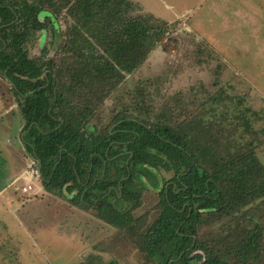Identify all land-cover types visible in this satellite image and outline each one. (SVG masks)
I'll return each mask as SVG.
<instances>
[{"label": "trees", "instance_id": "1", "mask_svg": "<svg viewBox=\"0 0 264 264\" xmlns=\"http://www.w3.org/2000/svg\"><path fill=\"white\" fill-rule=\"evenodd\" d=\"M132 2L0 0V78L16 96L26 153L38 162L49 192H68L73 204L98 209L115 226L133 219L124 204L136 208L146 189L160 190L161 213L143 239L151 262L252 264L260 250L258 224L244 229L237 243L211 241L201 232L264 196V166L254 152L237 146L227 158L202 156L193 138L198 120L173 127L124 117L100 132L91 125L92 106L73 104L52 59L29 54V46L50 28L58 32V12L66 9L79 28L66 42L75 67L79 64L69 92L74 97L78 87L90 95L87 101L91 96L102 101V94L146 62L167 33V22L154 20L153 14L132 17ZM241 115L242 126L250 128L251 117ZM159 172L174 176L166 181Z\"/></svg>", "mask_w": 264, "mask_h": 264}, {"label": "rangeland", "instance_id": "2", "mask_svg": "<svg viewBox=\"0 0 264 264\" xmlns=\"http://www.w3.org/2000/svg\"><path fill=\"white\" fill-rule=\"evenodd\" d=\"M132 1V17L153 14L154 20L167 22V33L146 62L107 96L102 94V101L92 96L87 101L90 95H82L78 87L74 97L69 92L79 64L75 67L66 42L79 28L66 9L58 12V32L50 28L40 33L29 46L30 56L52 59L73 104L92 106L91 125L100 132L112 130L124 117L173 127L198 120L193 138L202 156L227 158L238 146L254 152L264 166V0ZM0 95L14 101L11 85L2 78ZM245 113L251 117L250 128L242 126ZM11 119H0V169L7 177L29 161L19 121L14 118L6 132L1 130ZM159 175L166 181L174 176ZM10 192H15L19 206L14 217L4 212L0 220V264H156L142 247L147 229L162 210L160 190L146 189L136 208L124 204L122 209L130 208L133 219L123 226L108 223L98 209L73 204L66 191L51 197L45 192L31 197ZM257 224L262 230L260 250L251 263L264 264V196L248 202L234 217L205 226L201 234L211 241L229 238L237 243L244 229Z\"/></svg>", "mask_w": 264, "mask_h": 264}, {"label": "crops", "instance_id": "3", "mask_svg": "<svg viewBox=\"0 0 264 264\" xmlns=\"http://www.w3.org/2000/svg\"><path fill=\"white\" fill-rule=\"evenodd\" d=\"M13 95H14V101H10V102H8V100L5 99V95H0V119L10 117L13 120L14 118H16V120L19 121V125H20L19 135H20V140L22 142V131L25 122L23 119L20 118L21 112L19 109V105L14 93ZM18 117L20 120L23 121L22 124H20V120L17 119ZM12 119L8 123H6L7 125L5 126L6 128L3 129L1 128L3 132H6L9 129L8 125H10V123L13 121ZM7 155L8 158H11V154L9 152H7ZM24 156L29 160L27 162V165L22 166V168L18 171H13V169H11V171H9L8 177L6 176V171L0 169V220H4V215H3L4 212L10 215L11 217H14L16 207L19 206L18 203L19 200H16V198L14 197L15 192L14 193L10 192L11 189L15 190L16 192L19 191L20 193H22L21 188L26 184L27 181L30 180V177L26 175V172L29 169V166L33 161L32 160L33 158H30V156L27 155L26 150ZM37 182L38 183H36V181L33 182V185L35 186V191L31 195L28 194L27 196L31 197L32 195H38V194L41 195L44 192L48 197L54 196L53 194H55V192H49L42 183H39V179L37 180ZM23 195L26 196L25 194ZM23 200H25V198H23Z\"/></svg>", "mask_w": 264, "mask_h": 264}, {"label": "built area", "instance_id": "4", "mask_svg": "<svg viewBox=\"0 0 264 264\" xmlns=\"http://www.w3.org/2000/svg\"><path fill=\"white\" fill-rule=\"evenodd\" d=\"M26 175L30 177V180L27 181L26 184L21 188V191L25 195H31L35 191L33 182L37 181L40 177V169L36 160L33 159L29 166V169L26 172Z\"/></svg>", "mask_w": 264, "mask_h": 264}]
</instances>
